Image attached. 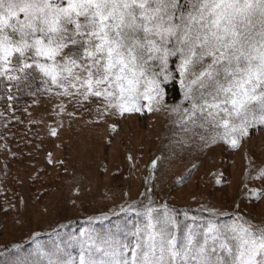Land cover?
Wrapping results in <instances>:
<instances>
[{
  "label": "rangeland",
  "instance_id": "374dc122",
  "mask_svg": "<svg viewBox=\"0 0 264 264\" xmlns=\"http://www.w3.org/2000/svg\"><path fill=\"white\" fill-rule=\"evenodd\" d=\"M168 72L176 78H159L163 97L151 111L147 100L135 102L140 111L121 114L105 112L95 99L70 103L45 91L30 99L23 115L12 114V124L6 118L0 126V191L8 202L0 216V264L108 259L101 248L116 242L131 249L145 234L147 207L155 210L157 229L170 210L211 217L196 231L176 220L168 224L180 244L189 232L197 238V231L202 242L209 227L226 240L220 235L226 229L213 221L231 215H239L241 225L264 228V124L249 127L233 147L223 127L185 123L190 102L172 61ZM174 80L181 98L170 102L165 86ZM126 215L133 216V231L124 238ZM236 226L226 227L232 232ZM11 248L19 255L9 258Z\"/></svg>",
  "mask_w": 264,
  "mask_h": 264
},
{
  "label": "snow or ice",
  "instance_id": "6c2138e0",
  "mask_svg": "<svg viewBox=\"0 0 264 264\" xmlns=\"http://www.w3.org/2000/svg\"><path fill=\"white\" fill-rule=\"evenodd\" d=\"M170 61L190 102L185 123L223 127L233 147L264 124V0H0V77L18 87L39 80L70 103L123 114L147 100L151 111L159 78H176L165 75ZM154 211L135 247L113 242L100 249L108 259L79 264H264V228L236 226L230 244L209 227L202 242L189 232L180 244L167 228L175 217L157 229Z\"/></svg>",
  "mask_w": 264,
  "mask_h": 264
},
{
  "label": "trees",
  "instance_id": "16d2710c",
  "mask_svg": "<svg viewBox=\"0 0 264 264\" xmlns=\"http://www.w3.org/2000/svg\"><path fill=\"white\" fill-rule=\"evenodd\" d=\"M13 62H15L13 60ZM46 85H43L39 80L33 81L30 85H25L21 84L19 87L17 86L16 81H8L6 77H0V126H3L7 121L6 118H10V123L12 124L14 121V116L16 113L19 115H23L25 107L27 103L30 101V99L34 95L38 94H43L45 93ZM166 91H167V100L170 102L177 101L181 98V89L180 86L178 85L177 81L174 80L172 83L167 84L165 86ZM11 97V99H9ZM13 114V115H12ZM0 133L2 131L0 130ZM8 202H6V199L4 198V195L0 191V216L5 214V211L7 210V205ZM182 211V210H181ZM180 210L176 211V213L172 210L168 211L169 213L171 212L172 215L175 217L176 222L178 224L181 222L182 225L186 226L187 231H196L200 229V227L203 224H208V222H211V217L206 214V213H200L199 211H189L187 214H182ZM160 215L166 213L165 210H159ZM191 216H196V219H190ZM208 216V220L204 219ZM123 218L126 219L128 223L125 222V225H123L120 230H122L124 227L127 228V230L124 233L123 237L127 238L130 236L131 232L133 231V225H132V219L133 216L130 215L129 218L128 215L122 216ZM124 219V220H125ZM183 219V220H182ZM221 220H215L213 221L217 225L223 226L222 228L227 230L226 226H231L232 224L235 225H241L242 220L239 215L234 216L231 215L229 217L225 218H220ZM135 221V220H133ZM245 226V224H244ZM224 231V233H220L221 236H226V240L231 244L233 241L231 240L232 232L230 231ZM115 233V226L113 225V234ZM197 234V239L201 237L200 231L196 232ZM178 241L180 243L179 239V233H177ZM56 244V243H55ZM217 253L214 254L213 258H217L222 255V253L219 251V244H217ZM11 248V253L9 255V258L11 257H16L19 255L20 252L14 250ZM0 248V252H1ZM9 252V251H7ZM19 264V263H17Z\"/></svg>",
  "mask_w": 264,
  "mask_h": 264
}]
</instances>
